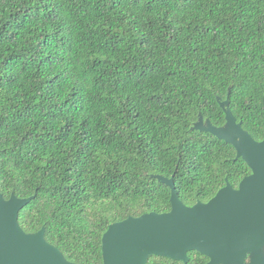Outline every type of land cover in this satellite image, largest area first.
Returning <instances> with one entry per match:
<instances>
[{
  "label": "trees",
  "instance_id": "obj_1",
  "mask_svg": "<svg viewBox=\"0 0 264 264\" xmlns=\"http://www.w3.org/2000/svg\"><path fill=\"white\" fill-rule=\"evenodd\" d=\"M264 139V0H0V188L26 232L104 264L111 223L209 201L252 170L218 98ZM153 255L148 264H206Z\"/></svg>",
  "mask_w": 264,
  "mask_h": 264
},
{
  "label": "water",
  "instance_id": "obj_2",
  "mask_svg": "<svg viewBox=\"0 0 264 264\" xmlns=\"http://www.w3.org/2000/svg\"><path fill=\"white\" fill-rule=\"evenodd\" d=\"M218 100L225 124L217 126L201 114L193 129L232 144L251 174L237 188L227 181L209 201L193 205L182 200L175 174L154 175L172 190L171 210L111 223L103 235L104 264H148L153 255L188 263L190 251L207 256L206 264H264V139L244 129L229 99ZM36 196L6 198L0 188V264H78L47 240L46 227L26 232L21 226L20 211Z\"/></svg>",
  "mask_w": 264,
  "mask_h": 264
}]
</instances>
